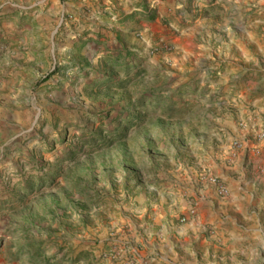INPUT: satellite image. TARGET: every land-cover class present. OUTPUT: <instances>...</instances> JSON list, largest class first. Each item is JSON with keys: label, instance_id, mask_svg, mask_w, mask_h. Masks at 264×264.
<instances>
[{"label": "rangeland", "instance_id": "rangeland-1", "mask_svg": "<svg viewBox=\"0 0 264 264\" xmlns=\"http://www.w3.org/2000/svg\"><path fill=\"white\" fill-rule=\"evenodd\" d=\"M220 159L264 232V0H0V264H264Z\"/></svg>", "mask_w": 264, "mask_h": 264}, {"label": "crops", "instance_id": "crops-1", "mask_svg": "<svg viewBox=\"0 0 264 264\" xmlns=\"http://www.w3.org/2000/svg\"><path fill=\"white\" fill-rule=\"evenodd\" d=\"M248 118L250 119V126L254 127V125L260 124L258 118L253 119V121L252 117ZM237 129L236 134L246 136V133H243L239 127ZM219 162L220 164L214 166V171L223 175L228 180V183L232 186V192L227 198L215 197L217 199L216 201H209L210 207H212L213 211L217 210L216 213L221 215V218L223 219L221 221L223 233L225 234H223V237L226 240H229L230 244H244L247 238L255 236L251 235L253 231H255L256 234L259 233L261 238H264L263 227L258 221V219L260 220V217L257 216L256 225L258 227L254 228L253 224L250 223L253 218L249 216L250 213L247 214V208H249L247 202H253V199L256 198L255 192L258 188L255 187V183L253 181L246 180L247 177H245V174H243L240 170L242 168L241 162L236 164V161L233 165L225 159H220ZM245 204L248 205L246 208ZM152 246L155 253L159 254V258L163 264L170 263L169 259L175 250L170 242H159L154 239ZM253 250L257 251V248H249V251Z\"/></svg>", "mask_w": 264, "mask_h": 264}, {"label": "built area", "instance_id": "built-area-1", "mask_svg": "<svg viewBox=\"0 0 264 264\" xmlns=\"http://www.w3.org/2000/svg\"><path fill=\"white\" fill-rule=\"evenodd\" d=\"M234 147L239 148L242 146V143L239 141H234L233 142ZM207 180L215 186L216 192L220 196H226L228 194V188L226 184L216 175L212 174H204Z\"/></svg>", "mask_w": 264, "mask_h": 264}]
</instances>
